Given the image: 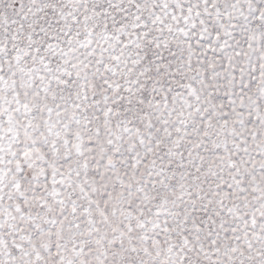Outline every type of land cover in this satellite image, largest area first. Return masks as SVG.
<instances>
[{
  "label": "snow or ice",
  "instance_id": "snow-or-ice-1",
  "mask_svg": "<svg viewBox=\"0 0 264 264\" xmlns=\"http://www.w3.org/2000/svg\"><path fill=\"white\" fill-rule=\"evenodd\" d=\"M0 264H264V0H0Z\"/></svg>",
  "mask_w": 264,
  "mask_h": 264
}]
</instances>
